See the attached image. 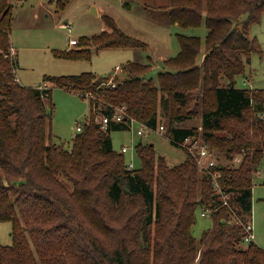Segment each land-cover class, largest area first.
Listing matches in <instances>:
<instances>
[{
  "label": "trees",
  "instance_id": "1",
  "mask_svg": "<svg viewBox=\"0 0 264 264\" xmlns=\"http://www.w3.org/2000/svg\"><path fill=\"white\" fill-rule=\"evenodd\" d=\"M263 13L264 0H170V20L182 27L198 26L204 15L200 64V38L177 33L179 51L164 59L169 68L156 82L147 78L149 62L128 61L121 78L84 71L47 75L30 86L16 77L12 14L9 0H0V220L11 221L12 237L0 243V264H264V248L243 240L264 155V87L234 84L251 54L263 55L249 35ZM104 19L100 33L80 36L78 47L55 54L80 59L92 46H145L111 16ZM46 80L83 97L93 94L91 113L69 147L52 140ZM122 105L121 120L110 119L105 128L94 121L97 114L111 118ZM198 114L200 129L183 124ZM130 118L154 128L163 124L176 146L200 134L213 150L210 169L220 190L187 150L181 162L169 164L152 143L139 141L140 165L130 168L110 136L129 129ZM202 207L210 210L211 225L196 237L192 227Z\"/></svg>",
  "mask_w": 264,
  "mask_h": 264
},
{
  "label": "rangeland",
  "instance_id": "2",
  "mask_svg": "<svg viewBox=\"0 0 264 264\" xmlns=\"http://www.w3.org/2000/svg\"><path fill=\"white\" fill-rule=\"evenodd\" d=\"M95 7L97 14L92 12ZM12 14L9 28L10 39L17 51L13 57L15 74L19 80L30 86L43 83L47 75L77 74L90 71L96 74H107L111 78H121L125 73L128 61L149 62L150 69L147 78L157 81V74L169 67L164 59L174 56L179 51L177 33L198 36L201 40L198 64L202 61L204 41L207 28L202 21L198 26L182 27L170 20V0H70L63 8L57 5V0H9ZM112 17L117 26L126 34L145 42L144 47H106L92 46L88 58H61L55 51L78 47L70 44L71 38L90 36L100 33L105 27L104 15ZM62 23H70V29ZM249 35L256 36L263 49V55L252 53L243 74L235 77V86L246 88L264 87V13L259 23L249 27ZM78 42V41H77ZM122 66L121 68H117ZM124 67V68H123ZM50 87V96L44 98L45 107L51 115L52 140L57 144L69 147L76 126L83 124L90 115V100L77 91L63 88L53 81L46 80ZM193 110L197 106L193 104ZM160 118L158 123H164ZM183 124L193 125L200 129L199 114ZM140 126L134 123L129 129L111 133L113 147L117 151L123 145L128 149L124 152L127 162L132 160L133 167L140 165L135 145L152 143L156 154L166 158L169 164L181 162L185 150L174 145L166 133L157 130H146L138 134ZM264 155L259 171L255 174L252 186V221L254 226V241L264 248ZM211 225L209 216L197 214L192 232L199 237L203 229ZM11 221L0 220V243L10 244Z\"/></svg>",
  "mask_w": 264,
  "mask_h": 264
},
{
  "label": "built area",
  "instance_id": "3",
  "mask_svg": "<svg viewBox=\"0 0 264 264\" xmlns=\"http://www.w3.org/2000/svg\"><path fill=\"white\" fill-rule=\"evenodd\" d=\"M62 26L70 29L71 24L70 23H62ZM69 42L71 44H76L77 39L71 38L69 40ZM11 51H12V49H11ZM117 68H121V66H118ZM85 96L87 98H90V97H93V94L91 92H86ZM125 109H126V107L124 105L117 106L116 111L114 112V114L112 115L111 118L106 116V115L97 114L94 116V121L101 124L100 126L102 128H105L110 119L116 120V121L121 120V117L125 113ZM134 123H136L140 126L137 129L138 134H143V133H145L146 130H155V131L157 130L158 132L162 133V132H164V129H165V126L163 124H160L158 128H154V127L146 125L144 123H140V122L136 121L134 118H130V125L132 126ZM81 126H82L81 124H78L76 126L77 130H80ZM179 147H182L184 150L189 151L196 158V161L199 165V168L207 170L212 175V177L214 178V187L217 188V190H220V185H219L218 181L216 180L217 171L216 170L212 171L210 169V166H214V164H215V159L213 156L214 155L213 150L204 141L202 136L200 134H194V135L186 136V137H184L183 140H181L179 142ZM127 149L128 148L125 145H123L121 147L122 152L127 151ZM240 159H241V155H237L236 157H234L233 161L239 162ZM128 166L130 168L133 167L132 160H130L128 162ZM228 196H229V194L226 192L221 193V197H222L224 203H227ZM209 212H210V210L207 207H202V208H200L198 213L201 216H206V215L209 216L210 215ZM243 229L245 231V234L243 236V240L245 242L254 241V238H255L254 226H253V221H252L251 217L243 223Z\"/></svg>",
  "mask_w": 264,
  "mask_h": 264
},
{
  "label": "crops",
  "instance_id": "4",
  "mask_svg": "<svg viewBox=\"0 0 264 264\" xmlns=\"http://www.w3.org/2000/svg\"><path fill=\"white\" fill-rule=\"evenodd\" d=\"M93 10H95V14H97V12H96V9H95V7L93 6L92 7V11ZM11 28H12V26H11ZM11 40V39H10ZM13 42H14V38L11 40V49H12V52H14V56L16 55V53H17V51L15 50V47H14V45H13ZM71 44V43H70ZM17 79L19 80V78L17 77ZM19 82L20 83H22L20 80H19ZM23 84V83H22ZM40 84V83H39ZM36 86V85H35ZM113 131H118V130H113ZM113 131H111V133L113 132ZM111 133H110V136H111ZM167 137H168V135H167ZM111 139H112V137H111ZM112 145H113V141H112ZM125 146H127V145H125ZM122 147V146H121ZM127 148H128V146H127ZM120 150H121V148H120Z\"/></svg>",
  "mask_w": 264,
  "mask_h": 264
},
{
  "label": "water",
  "instance_id": "5",
  "mask_svg": "<svg viewBox=\"0 0 264 264\" xmlns=\"http://www.w3.org/2000/svg\"><path fill=\"white\" fill-rule=\"evenodd\" d=\"M92 12H94V13H95V10H93Z\"/></svg>",
  "mask_w": 264,
  "mask_h": 264
},
{
  "label": "bare ground",
  "instance_id": "6",
  "mask_svg": "<svg viewBox=\"0 0 264 264\" xmlns=\"http://www.w3.org/2000/svg\"><path fill=\"white\" fill-rule=\"evenodd\" d=\"M131 126V125H130ZM127 129V128H126ZM140 144V143H139ZM136 149V148H135ZM139 168V167H138Z\"/></svg>",
  "mask_w": 264,
  "mask_h": 264
}]
</instances>
